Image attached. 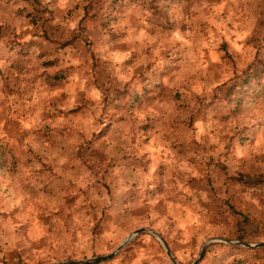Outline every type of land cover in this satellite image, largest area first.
<instances>
[{
    "label": "rangeland",
    "instance_id": "374dc122",
    "mask_svg": "<svg viewBox=\"0 0 264 264\" xmlns=\"http://www.w3.org/2000/svg\"><path fill=\"white\" fill-rule=\"evenodd\" d=\"M88 1L0 0V264L108 255L142 228L193 264L237 240L231 208L264 242V187L233 183L264 175V80L219 91L264 65V0ZM93 264L172 262L141 234ZM199 264L264 247L213 243Z\"/></svg>",
    "mask_w": 264,
    "mask_h": 264
},
{
    "label": "trees",
    "instance_id": "16d2710c",
    "mask_svg": "<svg viewBox=\"0 0 264 264\" xmlns=\"http://www.w3.org/2000/svg\"><path fill=\"white\" fill-rule=\"evenodd\" d=\"M95 0L88 1L87 5L84 7V12L89 16L91 13L93 15H99L102 13L103 6L95 4ZM100 2V1H99ZM99 2H97L99 4ZM104 3V1H103ZM80 38V34L78 29L71 30V33H69L68 38L60 42L61 48L68 47L72 45L76 40ZM66 78V75L64 72H56L52 79L54 81L62 80ZM264 80V65L259 66L256 68L253 72H249L245 74L243 77L242 82L240 83H234L232 85H223L219 88L220 94H224L225 99H232L235 94L237 93V89H239V94H242L243 91H251L253 89V85H258ZM246 88V90H245ZM260 94L264 93V86H261L259 88ZM233 183L238 185H243L246 188H263L264 187V175L258 174V175H238L233 177ZM233 213L237 216L236 222H235V231L234 234L236 236L237 240H240L242 242H249L254 240L258 235H260V232H258V227L253 219L250 217L237 212L231 208Z\"/></svg>",
    "mask_w": 264,
    "mask_h": 264
},
{
    "label": "water",
    "instance_id": "95a60500",
    "mask_svg": "<svg viewBox=\"0 0 264 264\" xmlns=\"http://www.w3.org/2000/svg\"><path fill=\"white\" fill-rule=\"evenodd\" d=\"M141 234H149L154 236L155 238H157L168 258L170 259V261L172 262V264H180L178 262V260L174 257V255L172 254L170 248L167 246V244L163 241V239L161 238V236L150 229H139L136 230L135 232H133L132 234H130L121 244L120 246H118L113 252H111L108 255H104V256H98V257H94V258H90V259H85V260H74V261H67V262H60V263H54V264H93V263H98V262H102V261H106L109 260L110 258L114 257L116 254H118L125 246H127L131 241H133L135 238H137L139 235ZM224 243V244H228L230 246H235V247H241V248H263L264 247V242L261 243H257V244H252V243H248V242H242V241H238V240H232V239H215V240H210L208 242H206L201 250V253L199 255V257L197 258V260H195V262L193 264H199L201 262V260L203 259L204 255H205V251H206V247L210 244L213 243Z\"/></svg>",
    "mask_w": 264,
    "mask_h": 264
}]
</instances>
